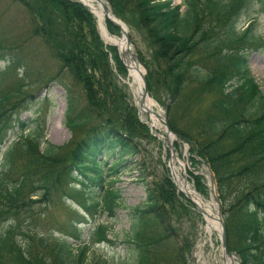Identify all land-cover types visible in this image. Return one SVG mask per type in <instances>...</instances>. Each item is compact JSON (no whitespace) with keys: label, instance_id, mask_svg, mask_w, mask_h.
Segmentation results:
<instances>
[{"label":"trees","instance_id":"trees-1","mask_svg":"<svg viewBox=\"0 0 264 264\" xmlns=\"http://www.w3.org/2000/svg\"><path fill=\"white\" fill-rule=\"evenodd\" d=\"M102 1L126 27L131 22L147 34L153 47L151 65L141 64L146 71L147 95L158 102V91L166 95L168 103L159 105L168 129L188 144L190 165L194 168L203 163L211 172L228 251L238 257L239 264H264V93L247 71L246 62L250 51H264V0H183L179 5L171 0ZM21 4L32 30L29 37L39 39L56 63L47 81L58 82L65 92L61 124L71 135L73 148L69 161L62 164L61 147L40 136L38 120L20 123L13 140L2 153L0 149V191L4 192L0 196L5 200L0 207L15 209L12 203L26 187L31 189L29 196L39 199L48 195L51 186L60 184L67 189L63 200L75 203L86 215L94 217L100 211L112 216L121 200L113 187L116 174L140 154L135 138L146 131L136 120V108L116 89L107 56L119 75L126 67L122 61L123 66L120 64L117 47H106L98 36L97 19L88 7L76 0H24ZM243 16L248 20L237 32L234 24ZM259 16L262 29L258 34ZM216 21L222 22L221 27L211 30ZM104 25L107 33L120 37L116 26L107 20ZM0 48V87L3 75L18 83L0 96L1 114L9 102L26 96L21 91L38 83L39 72L32 56L17 44ZM137 56L141 63L142 57ZM189 86H193L190 91ZM203 97L209 99L207 108L196 116V122L186 123L188 128L178 126L175 110L180 101L193 104ZM38 138H42L40 152ZM6 139L5 132L0 146ZM21 157L34 160L27 166L14 164ZM42 166L49 169L43 172ZM190 175L196 189L204 191L201 176ZM167 185L169 206L175 200L193 206L175 193L173 185ZM145 191L143 208L128 212V232L122 240L125 257L88 259L97 245H115L106 239L108 226L96 219L85 237L76 228L64 236L51 235L53 247L46 264H186L184 253L190 245L176 244L164 207L154 192ZM16 229L0 227V236L8 238ZM21 246L12 256L20 255L24 264L45 260L39 255L27 259L30 249ZM164 252L172 253V258L163 257Z\"/></svg>","mask_w":264,"mask_h":264},{"label":"rangeland","instance_id":"rangeland-1","mask_svg":"<svg viewBox=\"0 0 264 264\" xmlns=\"http://www.w3.org/2000/svg\"><path fill=\"white\" fill-rule=\"evenodd\" d=\"M23 1L24 0H0V47H10L12 43H15L22 51L30 54L39 72L35 77V80L38 79V83L33 87L21 91V94L26 96H21L17 101L11 99L12 101L2 110L0 114V136L6 132L7 139L4 146H0L1 153L5 150V145L13 140V137L19 131L17 127L20 123L26 125L32 120H38L39 125L42 126V131L39 132L40 136H45L47 143L61 147L63 154L60 155V157L62 164H65L69 161L70 153L73 148V139L63 127V124H61L62 113L65 107V92H63L58 82L47 81L48 77L54 74L56 63L50 59L47 51L42 48L39 39L36 37L35 39L29 37L32 30L28 26L29 18H27L26 11L21 4ZM171 2L173 5H179L183 0H171ZM106 6L108 7L107 4ZM256 18L257 32L259 34L262 29V18H260V16ZM247 20L248 18L245 16L238 18L234 24L235 30L241 32ZM129 22L130 19L126 21V24ZM212 24L213 26L210 29L217 31L221 27L222 22L216 21ZM96 30L99 36L97 25ZM126 30L128 35V46L134 56H136L138 66L141 67L142 74L144 75V73H146L145 67L141 64L151 65L153 47L150 45L144 30L138 29L137 26L131 22L130 25L126 27ZM119 34L120 33H118V36ZM137 54L142 57L141 63L139 62ZM116 55L118 56L117 51ZM107 57L109 68L113 73L116 89L121 96H124L125 100H128L127 103L129 102L134 106L135 102L130 93V89H128L123 79H117L118 76L125 77V67L122 62H120L125 70L123 74L119 75L117 73L118 68H115L112 58L110 55ZM246 62L247 71L258 85L260 92L264 93V51H250L246 54ZM2 65L3 62L0 61V71L3 69ZM3 77L5 78L1 82L3 86L1 85L0 87V96L9 93L18 85L15 80L12 81L7 75H3ZM29 82L30 81L27 83ZM192 88L193 86H189L187 90L190 91ZM156 98H158L159 102L163 103L164 106L168 103V98L165 94H161L160 91H158ZM208 100L207 97H203L200 102L198 101L192 104L190 101L184 102L182 99L175 110L178 126L184 124L183 127L185 126V128H188V125H185L186 123L196 122V116L207 108L206 105ZM152 101L156 104V110H159L161 115L164 116L165 111L163 106H160L157 100L152 99ZM136 120L143 127H146V131H141L135 138L140 146V154L135 160L131 161L133 163H129L116 174L117 177L113 187L115 189L117 188L121 200L113 215L108 216L107 214L100 213V211H98L94 217L86 215L75 203L72 204L71 202H65L63 200L67 193V189L61 187L60 184L51 186L48 195L45 198L39 199L29 196L31 189L26 187L15 203H12L15 205V209L7 211L6 206L0 207V227L17 228L15 231L9 233L10 237L8 236V238L0 236V259L2 260V264H24L20 261V255L16 258L12 256L13 251L19 248L21 249V244H25L27 246L26 248H28V250L30 249L28 255H25L28 256L26 257L27 259H32V257L36 258L37 255L41 256V261L45 258L43 262L38 260L33 264H46L49 262V249L53 247L50 240L51 235L55 237L64 236L66 231H72L76 228L80 229L85 237L90 230L89 227L93 225V220L96 221V219L105 222L108 226L106 239L114 241L115 245L113 248L105 245H97L90 250L88 259L91 260L93 256H101L106 260L114 261L116 258L125 257L122 240L125 233L128 232V212L134 207L143 208L147 197L145 190L148 188L152 193H155L158 203L164 207V215L170 227L173 229V238H175L176 244H178V246H183V244H185V247L190 245L189 249L184 253L186 264H221V247H219L218 236L213 235L214 249L210 248L209 245H206L202 250L199 249L198 244L201 240L199 234L203 231L202 215L195 209L193 202L186 199L178 188L181 179L183 177L186 178L189 186L192 189L194 188L197 194L201 196L204 195L205 198H209L212 195L213 200L216 198L217 202H215V200L214 202L217 204V210L220 214V202L217 199L216 186L211 172L203 163L193 168L189 162L188 144L172 133L174 135L172 141L175 145H178V148H175V150H173L172 145V151L185 165L184 169L179 170V164L172 162V157L169 156L166 151L167 146L164 141L166 135L163 124L159 123L158 127L151 128L150 124L152 123L148 118V114L146 112H140V110L138 116L136 112ZM59 125H61L62 129ZM195 132L196 131L193 133ZM41 141L42 138L36 140L39 152L42 150V144L41 146L39 145ZM17 154H19V152H17ZM30 159L34 160L32 157H28L27 159L21 157L18 158L14 164H18L19 166L26 164L27 166ZM169 159L172 165L171 173L168 163ZM110 163L111 159H108L107 164L109 165ZM42 167L45 169L43 172L49 169L47 166ZM191 172L201 176V180L205 187L204 191L196 189L194 179H192V175H190ZM211 183H213L214 194L212 192L210 193ZM167 184L173 185L175 193L177 195H183L193 206L184 205L183 201H181L180 204L176 200L171 202V206H169ZM146 186L147 189L145 188ZM235 188L236 183L233 184V189ZM3 193L4 192L0 191V195ZM4 201L3 197L0 198V204ZM21 240H25V242H21ZM173 245L174 243L172 244V248ZM162 256L165 258L171 256L172 258V253L169 256V254L164 252ZM234 256L233 254V257ZM238 262L239 259H236V263Z\"/></svg>","mask_w":264,"mask_h":264},{"label":"bare ground","instance_id":"bare-ground-1","mask_svg":"<svg viewBox=\"0 0 264 264\" xmlns=\"http://www.w3.org/2000/svg\"><path fill=\"white\" fill-rule=\"evenodd\" d=\"M78 1L86 5L89 11L93 15H95L97 19L96 25L99 30L98 31L99 36H101L102 41H104L103 42L104 45L106 47H110V46L117 47L118 52H119V57L121 61L123 62L124 67H126V70H127V75L125 77L118 76L117 79L119 80L123 79L125 84L128 86V89H130V93L136 105V107L135 105L134 107L136 108V110L138 109L137 113L139 114V110L140 112H143V113L146 112L148 114L149 120H151V123H152L150 124V127L151 128L158 127L159 123H161V120H160L161 112L159 110H156V104L148 96H146L144 100L141 99V95L143 93L141 77H140L142 75V70H141V67L137 65L138 62L133 56V53L130 50V48L125 45L123 36L120 35V37H117V36H113L107 33L106 26L104 25L105 17L102 12V8L100 4L94 3L92 0H78ZM109 17L113 21H115L110 15ZM59 126L62 129L61 125ZM172 139L173 137L171 135L168 136L169 141H172ZM171 157H172L171 158L172 162L179 164L178 165L179 170L184 169L185 167L184 163L181 162V160L177 158V155L175 153ZM178 188L180 192H182L183 194L189 197V200L193 202L195 209H197L200 215H202V230L203 231L199 234V237L201 239L198 244L199 249L202 250L203 248H205L206 245H209L210 248L214 249L213 235L218 236L220 232V226L218 225L216 221L217 216H218L217 215V204H215L212 198V195L209 198H205L204 195L201 196L200 194H197L194 188L192 189L189 186V183H187V179L184 177L181 179V182L179 183ZM221 264H237V263L234 257L232 258L227 257L224 261H221Z\"/></svg>","mask_w":264,"mask_h":264},{"label":"water","instance_id":"water-1","mask_svg":"<svg viewBox=\"0 0 264 264\" xmlns=\"http://www.w3.org/2000/svg\"><path fill=\"white\" fill-rule=\"evenodd\" d=\"M77 2H79L78 0H76ZM94 3L100 4L101 8H102V12L104 14V17L106 18V20L108 22H110L112 25L116 26L119 29V33L120 35L123 36L125 45L128 46V35H127V30H126V26L125 24H123L120 20L116 19L108 10V8L106 7V5L103 3L102 0H92ZM80 3V2H79ZM81 5H83L84 7L86 5L80 3ZM87 7V6H86ZM89 10V9H88ZM90 12V11H89ZM91 13V12H90ZM92 14V13H91ZM109 15L116 21H113ZM129 47V46H128ZM134 56V54H133ZM136 59V56H134ZM119 61L121 62V59L119 58ZM138 65V64H137ZM141 77V83H142V88H143V93L141 95V99L144 100V98L147 96V88H145V80L143 77V74L140 76ZM161 123L163 124L164 130H165V135L166 138L164 139L165 143H166V148H167V152L169 154V156H173L174 152L172 151V141L168 140V136H172L174 137V135L172 134V132L168 129L167 125H166V121L164 120V116L161 115ZM173 140V139H172ZM169 163V168H170V173H171V163H170V159L168 160ZM213 193V183H211V190L210 193ZM182 193V192H181ZM183 194V193H182ZM214 194V193H213ZM185 196L186 199L189 200V197L185 194H183ZM215 202H217L216 198H214ZM217 223L220 226V232L218 234V238H219V247H221V258L222 261H224L227 257L228 258H232L233 254L231 252L228 251L226 244H225V236H224V227L222 225V220H221V215L219 214V211L217 210ZM236 259H238V257L234 256ZM239 264V262L237 263Z\"/></svg>","mask_w":264,"mask_h":264}]
</instances>
